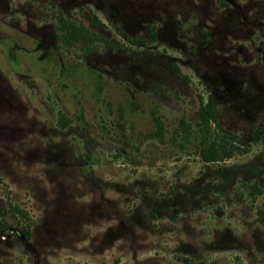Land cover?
<instances>
[{
	"label": "rangeland",
	"instance_id": "rangeland-1",
	"mask_svg": "<svg viewBox=\"0 0 264 264\" xmlns=\"http://www.w3.org/2000/svg\"><path fill=\"white\" fill-rule=\"evenodd\" d=\"M207 94L249 140L264 0H0V264H264V145L201 160Z\"/></svg>",
	"mask_w": 264,
	"mask_h": 264
},
{
	"label": "trees",
	"instance_id": "trees-1",
	"mask_svg": "<svg viewBox=\"0 0 264 264\" xmlns=\"http://www.w3.org/2000/svg\"><path fill=\"white\" fill-rule=\"evenodd\" d=\"M92 22H100V20L92 14ZM116 32L128 43L138 44L144 40L142 35H130L117 24H113ZM55 28L58 31V39L64 45H69L73 40L80 38H86L89 35V30L81 23L63 17L60 13L57 14V21ZM152 31L151 37H154V28H150ZM100 41L105 43V48L113 47L112 43L104 39L99 35H95ZM196 125L199 127H208L212 124V135L210 137L204 136L199 141V146L196 150L197 155L204 162H217L223 159L229 158L235 154L244 153L248 150L251 143L260 142L264 145V114L257 121L253 127L249 140L240 139L237 132L230 130L222 126L215 116V102L210 94H207L206 99L203 101L199 98V104L196 109ZM154 122V132L149 134L150 136L162 139L163 124L159 116L153 111L152 114ZM68 117L64 114H60V123L65 125L68 122ZM179 124L181 128V136L187 137L188 124L184 118L180 117ZM257 221L264 225V210L257 211ZM27 235V233H26ZM182 262L189 263L190 260L185 256H179Z\"/></svg>",
	"mask_w": 264,
	"mask_h": 264
}]
</instances>
